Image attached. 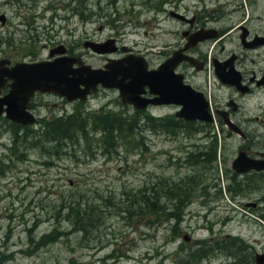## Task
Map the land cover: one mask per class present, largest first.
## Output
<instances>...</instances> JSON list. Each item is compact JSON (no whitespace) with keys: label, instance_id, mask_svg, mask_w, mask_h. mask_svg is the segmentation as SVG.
I'll use <instances>...</instances> for the list:
<instances>
[{"label":"rangeland","instance_id":"rangeland-1","mask_svg":"<svg viewBox=\"0 0 264 264\" xmlns=\"http://www.w3.org/2000/svg\"><path fill=\"white\" fill-rule=\"evenodd\" d=\"M20 4L25 8L20 10ZM175 5L177 9H173ZM213 6L227 11L241 7V13L253 16L264 14V0H0V14L11 24L12 46L17 48L18 39L27 34L25 19L33 16L32 45L37 56L45 54L51 33L66 39L71 30L74 39L83 35L100 41L113 37L153 66L162 60V46L181 39V24L167 12L177 10L189 17L195 10ZM77 13H95L102 21L77 24ZM3 30L0 27L2 41ZM85 62L97 67L103 59L85 56ZM36 102L43 105L35 117L45 120L73 109L97 111L104 104L115 117L131 123L136 118L131 108L122 107L114 92H101L83 106L50 97H38ZM173 111V107L152 108L148 116H169ZM138 126L140 133L126 138V147L110 155L111 159L99 154L97 133H90L86 145L79 142L78 148L47 146L37 150L32 145H17L13 156L7 121L0 118V264H224L212 255L203 257L204 251L207 254L203 246L226 234L264 249V222L259 217L264 215V203L256 209L241 207L254 201L252 197L264 198V186L250 200L244 197L234 203L222 192L220 181L210 185L200 179L192 185L194 170L183 163L194 143L190 132L203 128L187 126L186 131L177 129L172 136L144 126L143 120ZM20 155L23 160L18 162L14 157ZM216 174L220 179V170ZM169 187L179 189L176 193L180 195L171 198L165 193ZM215 190L217 201L208 202L205 195H214ZM179 202L184 205L181 211L176 208ZM149 207L156 212H147ZM212 212H216L217 221L226 219L223 229L217 223L212 228L207 224L213 223ZM178 214L179 225L169 217ZM183 235L190 238L188 242L182 241Z\"/></svg>","mask_w":264,"mask_h":264},{"label":"flooded vegetation","instance_id":"flooded-vegetation-1","mask_svg":"<svg viewBox=\"0 0 264 264\" xmlns=\"http://www.w3.org/2000/svg\"><path fill=\"white\" fill-rule=\"evenodd\" d=\"M20 6V10L25 8L22 4ZM175 8L177 9V5L173 7V9ZM154 9L157 10V8ZM204 9L195 10L189 17L177 10L168 11V16L182 26V29L178 32L181 38L180 41L176 44L162 46L161 49H164L161 54L162 60L156 65H150L145 56L139 57L143 58L147 71L156 69L175 52L178 53L180 58L187 57L190 59V61L182 60L179 62L172 69V74L179 75L184 85L204 98L211 123L187 122L190 124L189 126H200L203 130L198 132L195 128L190 132L189 139L190 137L193 138L194 143L191 144V151L183 164L194 170V175L190 176L192 185H196L195 180L200 179L209 181L210 185L214 181H220L222 192L230 196L234 203H239L243 201L244 197H248L250 200L253 193L261 190L264 186V14L253 16L251 13H241V7L229 11L223 6ZM84 11L83 7L80 8L81 13H84ZM173 14H178L183 19L175 18ZM77 16L75 22L81 25L102 21L95 13L88 16L82 14ZM33 19V16H30L29 20L25 19L24 23L29 24L27 34L18 39L19 50H17V47L12 46L14 41L12 38L13 29H9L11 24H8L4 14H0V27L5 29L2 31L5 37L3 41L0 40V44H3L2 48L0 47V71L9 70L18 64L50 62L58 58L73 59L82 65H88L94 69H103L108 60H119L128 55L137 56L132 53L130 48L119 45L113 37L100 41L83 35L78 39H74L71 30L66 32V39H63L56 32L51 33V36L48 37V45L44 46L45 54L37 56V54H34L35 47L32 45L35 42V40L33 41V30L30 25L34 24ZM52 19H54L53 14ZM113 21L115 22V19ZM97 30L100 31L101 26ZM196 34H199L198 37L202 39H198L196 42L190 41V37ZM108 40L113 41L112 47L116 49L111 54L94 53L88 46V44L100 45ZM122 48L126 49V52H121ZM85 56L102 58L103 63L93 67L85 62ZM73 67L76 68L77 66L74 65ZM3 80L4 83L0 87V98L4 97L10 90V80L6 77H3ZM143 90L144 93L141 97L144 100L155 98L149 93L147 87ZM101 92H114L118 98L116 89H107L101 85H97L96 91L88 94L84 102H66L54 95L35 93L28 101L26 109L35 119L32 127L35 125L39 127L41 121L50 120L42 119L40 116L35 117V113L43 105L35 103L36 98L50 97L57 99L60 103H74L83 106ZM122 107L132 109L129 105H122ZM160 107H173V114L163 117L148 116L152 108ZM178 109L179 106L176 105L152 106L148 104L143 110H132L135 115L140 112L141 117L148 116L152 119H173L186 122L175 117ZM111 110L108 104H104L97 111L73 109L69 114L65 113L53 117L64 118L78 112V115L88 123L87 129L91 132V120L99 115L114 117ZM136 117L138 118V116ZM0 118L5 119L3 116H0ZM213 125H215V129L212 128ZM96 133L101 136L99 131ZM174 133H177V131L175 130L172 136H174ZM98 143L102 146L99 145L101 156L111 159L110 155L117 154L118 150H109L103 145L102 138ZM121 148L123 149V147ZM173 159L175 160L172 157ZM15 160L20 162L18 157ZM244 168L249 169L242 172ZM217 170H220V179L216 174ZM217 185L220 184L217 183ZM217 185L215 184V187ZM208 193L205 195L208 202L214 199V201H217L216 190L214 195ZM251 200L254 201L244 202L241 207L256 209L260 202L264 203V198L252 197ZM227 203L235 209L229 200H227ZM227 203L226 208H228ZM176 208L178 210L179 205ZM224 211L226 212V209ZM212 213L214 217L216 212ZM225 217L230 219L227 214H225ZM250 217L255 219L251 215ZM259 217L264 222V215ZM180 221L181 214H179V221L175 223L179 225ZM226 222V219L217 221L215 216L213 223L210 220L207 224L212 228L217 223L221 230ZM177 225L173 228V231L177 229ZM189 239L186 235L182 236L183 242H188ZM237 239L239 238L230 237L228 234L222 238H211L210 242L203 246L207 251L206 256L209 254L220 258L224 264H264V249H255L250 244L242 243ZM1 257L4 258V256Z\"/></svg>","mask_w":264,"mask_h":264},{"label":"water","instance_id":"water-1","mask_svg":"<svg viewBox=\"0 0 264 264\" xmlns=\"http://www.w3.org/2000/svg\"><path fill=\"white\" fill-rule=\"evenodd\" d=\"M173 15L183 19L178 14ZM198 35L191 36L190 41L202 39ZM112 44L113 41L108 40L100 45L88 46L94 53L111 54L116 51ZM121 52H126V49L122 48ZM182 60L190 61L187 57L180 58L175 52L166 62L149 71L143 58L130 55L119 60H108L103 69H94L68 58L18 64L9 70L0 71V87L4 83L3 77L11 82L10 90L0 98V116L21 127L32 126L35 119L26 109L35 93L54 95L66 102H84L87 95L94 93L96 86L101 85L116 89L120 103L132 109L143 110L148 104L176 105L179 109L175 117L186 122L211 123L204 98L184 85L179 75L172 74V69ZM74 65L77 67L74 68ZM145 87L155 96L153 100L141 97ZM248 169L244 168L242 172Z\"/></svg>","mask_w":264,"mask_h":264},{"label":"trees","instance_id":"trees-1","mask_svg":"<svg viewBox=\"0 0 264 264\" xmlns=\"http://www.w3.org/2000/svg\"><path fill=\"white\" fill-rule=\"evenodd\" d=\"M138 118L132 119V123L121 117H110L108 115H99L93 118L90 122L92 125L91 132L87 129V122L78 115V112L71 114L64 118H51L49 121H41L37 130H32L30 127H20L7 122L8 131L11 135V148L10 152L13 156H16V146L19 145L22 148L32 145L37 150H43L47 146H52L53 149H62L65 147H77L79 142L81 145H86L90 133L95 134L97 131L100 133V139L102 138L103 145L109 150L116 151L121 147H126L125 139L140 133V126L138 122L144 121V126H148L152 130L155 128L161 129L164 133H173L177 129L186 130V127L190 124L187 122L176 121L171 119H152L148 116L141 117V113L137 112ZM42 140V141H41ZM100 141V140H99ZM101 146V144H99ZM102 147V146H101ZM143 147V144H141ZM31 148V147H29ZM100 148V147H99ZM101 149V148H100ZM45 154H48L45 152ZM19 161L23 160V157L17 156ZM16 159V157H14ZM179 191V189L177 190ZM176 188H166L165 193L171 198L178 197ZM184 195V193H182ZM179 209L183 207V203L179 202ZM70 207V206H69ZM65 207V208H69ZM124 208V207H123ZM122 208V209H123ZM150 214L156 212L154 207H149ZM175 222L179 221L178 215H169ZM206 254H203V257Z\"/></svg>","mask_w":264,"mask_h":264},{"label":"bare ground","instance_id":"bare-ground-1","mask_svg":"<svg viewBox=\"0 0 264 264\" xmlns=\"http://www.w3.org/2000/svg\"><path fill=\"white\" fill-rule=\"evenodd\" d=\"M65 119V118H64ZM11 124H13V123H11ZM14 125H16V124H14ZM19 126V125H18ZM21 127V126H20ZM42 141V140H41ZM58 149V148H57ZM133 198V197H132ZM240 254V253H239Z\"/></svg>","mask_w":264,"mask_h":264}]
</instances>
